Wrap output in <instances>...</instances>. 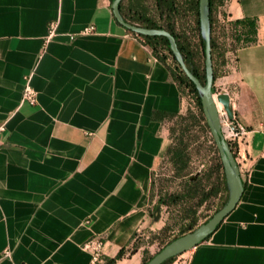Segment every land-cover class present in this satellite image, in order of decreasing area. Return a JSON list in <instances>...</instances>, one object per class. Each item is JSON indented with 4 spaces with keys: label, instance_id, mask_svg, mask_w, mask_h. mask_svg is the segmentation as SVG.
<instances>
[{
    "label": "crops",
    "instance_id": "crops-1",
    "mask_svg": "<svg viewBox=\"0 0 264 264\" xmlns=\"http://www.w3.org/2000/svg\"><path fill=\"white\" fill-rule=\"evenodd\" d=\"M214 13L255 22V40L226 54L213 84L246 130L235 158L244 188L183 255L264 264V0H224ZM128 31L109 0H0V264H90L83 245L95 237L100 264L121 248L115 264H140V249L129 250L148 222L169 116L184 103L165 64ZM26 82L35 105L22 100Z\"/></svg>",
    "mask_w": 264,
    "mask_h": 264
},
{
    "label": "trees",
    "instance_id": "trees-1",
    "mask_svg": "<svg viewBox=\"0 0 264 264\" xmlns=\"http://www.w3.org/2000/svg\"><path fill=\"white\" fill-rule=\"evenodd\" d=\"M112 3L113 0H109ZM186 1L187 10H190L194 13L196 17V26L199 31V21H198V0H184ZM224 0H209V24H210V31H209V40H210V47H211V59H212V69H213V77H212V86L214 84L215 78L217 75L221 74V67L225 66L227 63L226 54V41L231 40L235 43L233 47V52L242 46H245L255 40V22L251 19L245 20H236V21H229L223 20L222 22L219 21L214 16V12L216 9V5H222ZM155 5L159 8L160 11L166 12L168 15H172L177 10V5L175 0H155ZM119 13L122 19L130 24H134L143 28L147 29H162L169 32L175 39L177 48L182 56V59L185 63L187 69L199 80V82L204 85L205 84V70L204 65H197L194 62V51L192 50L187 38L181 37L176 31L174 26L172 25H159L149 14V9L147 6L143 4L142 0H121L119 3ZM130 34L141 37L144 42L151 48V52L153 56L161 61L165 66L168 68L169 73L171 75L172 80L177 85L181 97H193L196 100L197 107L199 109V117L201 120L204 121L205 127L209 130L207 125L206 119L202 112V107L200 104V96L199 92L193 83L188 79L185 75L183 70L181 69L180 65L178 64L176 58L172 54L170 50V43L169 40L164 36H143L137 35L131 31H128ZM199 44H200V53L202 60L204 58V39L200 34H198ZM204 62V61H203ZM183 118L180 114H170L168 123L173 120L174 118ZM172 131L171 128L168 129L170 133ZM170 135V134H169ZM210 140L212 142L213 148L217 153V164L216 170L218 172L219 178V186L217 187H210L207 188L204 184V179L200 177L191 178L188 181H184L182 184L181 191L176 192L174 194H169L165 199L159 200V203H164L165 205L171 204H179L183 201H198V204H202L212 196H216L219 191L220 187L222 186L225 191H227V196L220 204L219 208L214 211L217 212L224 204L227 202L228 199V189L225 180L224 169L218 154V150L215 147L214 141L210 136ZM231 153L233 154L234 158L237 156V151L234 150L232 147H229ZM168 160L171 165L173 166V174L177 178H184L190 166V152H189V145L186 140L183 138L178 139V141L172 142L168 149L165 152V156L162 160ZM240 174V172H239ZM241 177V174H240ZM242 185L244 188V182L241 178ZM151 196L149 202V210H148V219L149 216L152 214L151 208ZM213 213V214H214ZM212 214V215H213ZM211 215V216H212ZM211 216L206 218L202 223L206 222ZM157 220V216L153 218V222ZM200 223V224H202ZM200 224H195L192 222L188 227L183 228L182 231L171 238L169 241L165 242L164 245L159 249V251L168 243L183 236L186 233H189L196 229ZM218 227V225H217ZM216 227V228H217ZM165 227L160 229L161 232H164ZM138 233V232H137ZM137 233L133 236V244L137 238ZM137 247H134L129 250L130 253H133ZM144 251V250H143ZM157 251L156 253H158ZM126 249L121 248L115 257L107 260L104 264H115V262L125 255ZM155 253V254H156ZM154 254V255H155ZM154 255L149 256L147 258H143L141 264H146ZM177 256V255H176ZM176 256L170 257L163 261L161 264H171Z\"/></svg>",
    "mask_w": 264,
    "mask_h": 264
},
{
    "label": "rangeland",
    "instance_id": "rangeland-1",
    "mask_svg": "<svg viewBox=\"0 0 264 264\" xmlns=\"http://www.w3.org/2000/svg\"><path fill=\"white\" fill-rule=\"evenodd\" d=\"M142 1L148 7L150 16L159 25H172L181 37L187 38L194 51V62L197 65H204L198 38L200 29L198 31L195 24L194 13L187 10L186 1L175 0L177 11L172 15L160 11L155 5V0ZM234 45L235 43L230 39L226 41L227 53H233ZM213 88H216L215 85ZM183 103L180 116L185 119L174 118L168 123L167 129H172L170 133L168 132L170 144L176 143L180 138L188 142L191 156L190 166L184 178L174 176L173 166L166 159L161 160L156 167L150 192L152 214L149 216L148 222L137 233V238L132 246V248L140 249V264L143 258L154 255L165 242L178 235L183 228L188 227L192 222L196 225L200 224L211 216L227 196V191L221 186L216 196H212L201 205L196 200H185L169 206L159 203V200L165 199L167 195L181 191L183 182L191 178H203L207 188L219 186L220 176L216 170L218 155L210 140L211 134L205 127L204 121L199 117L196 100L191 96H184ZM155 216H157V220L153 222ZM162 227H165L164 232L160 231ZM184 253L177 255L171 264H185L186 255H183Z\"/></svg>",
    "mask_w": 264,
    "mask_h": 264
},
{
    "label": "water",
    "instance_id": "water-1",
    "mask_svg": "<svg viewBox=\"0 0 264 264\" xmlns=\"http://www.w3.org/2000/svg\"><path fill=\"white\" fill-rule=\"evenodd\" d=\"M120 2L121 0H113L111 3V10L114 19L121 26L137 35L166 37L170 43V50L176 58L181 69L198 90L202 112L209 127L215 147L218 150L228 189V199L224 206H222L206 222L200 224L193 231L186 233L165 245L146 263L161 264L170 257L182 254L192 249L200 242L205 240L209 235H211V233H213V231L216 229L217 225H219L222 220L233 210L241 197L243 185L239 174L238 164L231 153L227 142L221 136L220 120L216 103L219 102L222 105L229 119L233 118V112L230 107L228 93L223 90L217 91L212 86L213 69L209 40V0H198L199 28L200 34L204 39V85H202L185 66L182 56L177 48L175 39L169 32L162 29H147L124 21L119 13Z\"/></svg>",
    "mask_w": 264,
    "mask_h": 264
},
{
    "label": "built area",
    "instance_id": "built-area-1",
    "mask_svg": "<svg viewBox=\"0 0 264 264\" xmlns=\"http://www.w3.org/2000/svg\"><path fill=\"white\" fill-rule=\"evenodd\" d=\"M54 24L49 25V31L47 35V39L50 38L54 33ZM94 31V26L90 25L84 28L80 34H89ZM73 38V36H70ZM22 100L29 103L30 105H35L36 103V93L34 89L30 86L28 82H26L23 93ZM217 111L220 120V133L222 138L227 142L228 147H232L237 151V147L239 145L240 140L246 134V130L243 126H241L234 117L229 119L222 105L218 107L217 103ZM5 130V126L0 125V134ZM83 248L90 252L91 261L90 264H100L102 259V250H103V240L100 237H95L88 240ZM4 256L9 257L10 252L8 250L4 251ZM15 264H24V263H15Z\"/></svg>",
    "mask_w": 264,
    "mask_h": 264
},
{
    "label": "bare ground",
    "instance_id": "bare-ground-1",
    "mask_svg": "<svg viewBox=\"0 0 264 264\" xmlns=\"http://www.w3.org/2000/svg\"><path fill=\"white\" fill-rule=\"evenodd\" d=\"M217 105H218V107H220V106H221V104H220L219 102H217Z\"/></svg>",
    "mask_w": 264,
    "mask_h": 264
}]
</instances>
